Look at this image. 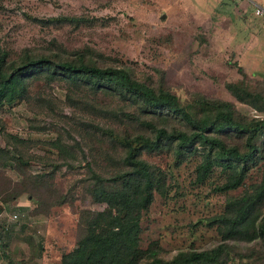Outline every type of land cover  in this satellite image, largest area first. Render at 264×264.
<instances>
[{
  "label": "rangeland",
  "instance_id": "374dc122",
  "mask_svg": "<svg viewBox=\"0 0 264 264\" xmlns=\"http://www.w3.org/2000/svg\"><path fill=\"white\" fill-rule=\"evenodd\" d=\"M62 13L82 18H33ZM0 45L12 56L27 47L72 52L91 47L101 61L126 65L141 79L157 83L163 77L183 99L201 92L232 100L247 115H264L227 86L243 76L240 66L253 82L264 77V14L256 13L254 0H0ZM95 100L116 108L122 103L113 95L96 97L89 87L72 88L64 79L32 77L27 96L0 105V124L26 139L27 159L20 167L11 160L0 164V264H61L62 254L76 245L80 209L105 206L87 188L92 180L87 162L108 174L116 168L112 157L119 150L96 125L119 131L141 125L95 107ZM5 136L0 130L2 145ZM143 156L165 171L167 191L156 192L142 211L141 245L171 257L181 248L203 249L223 241L208 217L223 211L227 196L241 194L246 185L215 189L221 178L216 166L198 181V150L181 161L167 148L145 150ZM23 169L49 171V196L24 189L9 193L29 183ZM261 176L257 164L245 181ZM65 192L70 200L50 204ZM227 241L238 245L233 259L248 260L243 249L250 242Z\"/></svg>",
  "mask_w": 264,
  "mask_h": 264
},
{
  "label": "trees",
  "instance_id": "16d2710c",
  "mask_svg": "<svg viewBox=\"0 0 264 264\" xmlns=\"http://www.w3.org/2000/svg\"><path fill=\"white\" fill-rule=\"evenodd\" d=\"M33 18L62 21L79 20L82 16L62 13ZM95 54L91 47L73 52L47 48L32 51L27 47L20 55L12 56L0 45V105L27 96L32 77L64 79L72 88L89 87L96 97H118L122 101L118 108L100 105L97 100L91 104L120 120L122 113L141 125L135 131L96 125L119 150L112 157L116 168L105 174L87 162L92 178L87 188L95 200L106 204L103 208L80 209L81 230L76 245L62 254L61 264H264V115H247L234 101L201 92L183 99L163 77L157 83L141 79L130 67L103 62ZM239 68L243 76L229 80L228 88L241 101L264 110V77L253 82ZM0 130L6 135V144L0 143V164L11 160L20 167L27 160L26 139L6 131L3 124ZM164 148L173 149L180 161L198 150L196 178L204 181L215 166L219 167L221 178L214 185L217 190L246 185L241 194L227 196L223 211L208 217L224 239L215 246L181 248L165 257L158 249L141 245L142 211L156 192L167 191L165 171L143 152ZM257 164L262 167V176L247 184L248 170ZM21 171L25 174L24 182L29 183L10 194L24 189L40 198L44 193L49 196V171ZM67 200L69 193H60L51 198L50 204ZM229 239L250 242L245 249L239 247L246 251L243 254L248 260L236 261L231 257L238 245Z\"/></svg>",
  "mask_w": 264,
  "mask_h": 264
},
{
  "label": "built area",
  "instance_id": "2783aa9c",
  "mask_svg": "<svg viewBox=\"0 0 264 264\" xmlns=\"http://www.w3.org/2000/svg\"><path fill=\"white\" fill-rule=\"evenodd\" d=\"M255 11L257 14H264V5L259 2H255ZM14 216H18V213H14Z\"/></svg>",
  "mask_w": 264,
  "mask_h": 264
},
{
  "label": "crops",
  "instance_id": "0c3cea01",
  "mask_svg": "<svg viewBox=\"0 0 264 264\" xmlns=\"http://www.w3.org/2000/svg\"><path fill=\"white\" fill-rule=\"evenodd\" d=\"M257 2L256 0H254V3Z\"/></svg>",
  "mask_w": 264,
  "mask_h": 264
}]
</instances>
